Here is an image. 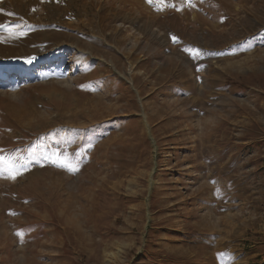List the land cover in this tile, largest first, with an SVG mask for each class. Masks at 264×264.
Segmentation results:
<instances>
[{"label": "rangeland", "instance_id": "obj_1", "mask_svg": "<svg viewBox=\"0 0 264 264\" xmlns=\"http://www.w3.org/2000/svg\"><path fill=\"white\" fill-rule=\"evenodd\" d=\"M165 2L0 0V264H264V0Z\"/></svg>", "mask_w": 264, "mask_h": 264}, {"label": "snow or ice", "instance_id": "obj_2", "mask_svg": "<svg viewBox=\"0 0 264 264\" xmlns=\"http://www.w3.org/2000/svg\"><path fill=\"white\" fill-rule=\"evenodd\" d=\"M149 3H153L154 0H148ZM156 2L161 5L158 6L156 8L157 11H163L165 9V7L169 6L166 4L165 0H156ZM191 2V0H189V3ZM172 7H175V5H171ZM179 10V9H177ZM18 27L16 26V28H11L8 27L6 25H2L0 24V29H6L8 32V37L9 38H18L19 36L24 35L25 33L23 31H18ZM5 39L4 36L0 35V40ZM173 39H175V37H173ZM199 54V50H196L195 53H193V57L195 58L196 55ZM2 151V150H0ZM46 159H49V161L56 165L57 167H61V168H65L66 170L70 171V172H77L79 171V167L78 165H74L72 163L69 162L68 157L65 156H61L59 153L57 152H53L50 156L45 157ZM3 157H0V160H2ZM27 168L23 165L17 167V166H11L7 169L8 173H9V178L10 179H15L17 175L22 174L23 171H26ZM3 173L0 172V175H2ZM18 235H22L21 233H18Z\"/></svg>", "mask_w": 264, "mask_h": 264}, {"label": "bare ground", "instance_id": "obj_3", "mask_svg": "<svg viewBox=\"0 0 264 264\" xmlns=\"http://www.w3.org/2000/svg\"><path fill=\"white\" fill-rule=\"evenodd\" d=\"M0 68H5L6 70H12L18 74V75H22L23 73H25V70H26V66L23 64L22 66H15V65H12V64H4V63H0ZM21 65V64H20ZM27 72V71H26Z\"/></svg>", "mask_w": 264, "mask_h": 264}]
</instances>
